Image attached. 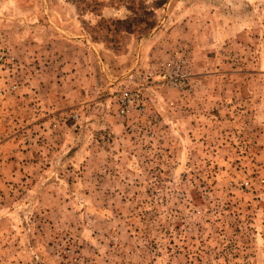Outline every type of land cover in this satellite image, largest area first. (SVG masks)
I'll list each match as a JSON object with an SVG mask.
<instances>
[{
	"label": "rangeland",
	"instance_id": "374dc122",
	"mask_svg": "<svg viewBox=\"0 0 264 264\" xmlns=\"http://www.w3.org/2000/svg\"><path fill=\"white\" fill-rule=\"evenodd\" d=\"M0 264H264V0H0Z\"/></svg>",
	"mask_w": 264,
	"mask_h": 264
},
{
	"label": "built area",
	"instance_id": "2783aa9c",
	"mask_svg": "<svg viewBox=\"0 0 264 264\" xmlns=\"http://www.w3.org/2000/svg\"><path fill=\"white\" fill-rule=\"evenodd\" d=\"M182 76L186 79L187 71ZM134 109H138V111L142 109L140 96L136 91L125 90L118 99L117 115L120 118H124Z\"/></svg>",
	"mask_w": 264,
	"mask_h": 264
},
{
	"label": "trees",
	"instance_id": "16d2710c",
	"mask_svg": "<svg viewBox=\"0 0 264 264\" xmlns=\"http://www.w3.org/2000/svg\"><path fill=\"white\" fill-rule=\"evenodd\" d=\"M152 28V27H151Z\"/></svg>",
	"mask_w": 264,
	"mask_h": 264
}]
</instances>
